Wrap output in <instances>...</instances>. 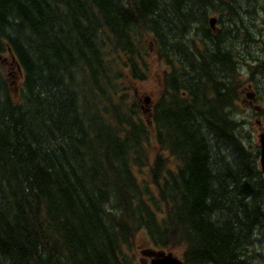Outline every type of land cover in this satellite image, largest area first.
<instances>
[{"label": "trees", "instance_id": "16d2710c", "mask_svg": "<svg viewBox=\"0 0 264 264\" xmlns=\"http://www.w3.org/2000/svg\"><path fill=\"white\" fill-rule=\"evenodd\" d=\"M261 3L0 0V264H264Z\"/></svg>", "mask_w": 264, "mask_h": 264}, {"label": "rangeland", "instance_id": "374dc122", "mask_svg": "<svg viewBox=\"0 0 264 264\" xmlns=\"http://www.w3.org/2000/svg\"><path fill=\"white\" fill-rule=\"evenodd\" d=\"M260 6V5H259ZM261 7H262V12L260 15H257V18L259 20L264 18V0H262L261 3ZM251 46L249 47L248 50H242L240 46L236 47V51L241 52L240 54L246 58V54L249 56V58H246V61L241 60L242 57H239L238 60V64H239V76L242 78L241 80V92H242V97L240 99V101L237 104V107H239L240 109H242L244 111L243 115L241 117H243V119L245 120V122L247 123V125L244 128V132L246 133H250V138L251 140L255 141V143L257 144V140H258V135L261 132V129L264 127V117L262 118V115L260 114L261 112H256L254 110V106H260L264 109V99H259L258 97L255 96V100L253 102L254 106H252L250 104V107L248 106V102L249 99L245 101V88H246V81L245 78L247 77L246 74V68L248 65H250V56L252 57H263V53L260 52L259 47L257 45ZM246 52V53H245ZM148 70L150 73V79L148 82H146V84L143 85H139L137 93H139V97L141 99L147 98L148 99V103H144L143 101V105L144 107H148L150 104V101L153 102V100L156 97V94L159 92L158 89V83H159V79L161 77V71L163 70V66L159 65L158 63H156L154 60H148ZM261 86L264 88V80L261 81ZM174 255L178 258H180V252L176 251L174 253ZM142 256V255H141ZM145 260V259H144ZM144 260L142 261V263L148 264V260L144 262Z\"/></svg>", "mask_w": 264, "mask_h": 264}, {"label": "water", "instance_id": "95a60500", "mask_svg": "<svg viewBox=\"0 0 264 264\" xmlns=\"http://www.w3.org/2000/svg\"><path fill=\"white\" fill-rule=\"evenodd\" d=\"M215 18L209 19V25L212 30H215ZM259 144H260V168L261 172L264 175V131L259 136ZM150 257L149 264H184L179 259L174 257L172 254H164V253H149Z\"/></svg>", "mask_w": 264, "mask_h": 264}, {"label": "flooded vegetation", "instance_id": "af4514ba", "mask_svg": "<svg viewBox=\"0 0 264 264\" xmlns=\"http://www.w3.org/2000/svg\"><path fill=\"white\" fill-rule=\"evenodd\" d=\"M248 105H250V101L248 102Z\"/></svg>", "mask_w": 264, "mask_h": 264}]
</instances>
